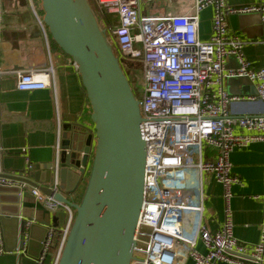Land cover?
Listing matches in <instances>:
<instances>
[{
  "label": "built area",
  "instance_id": "built-area-1",
  "mask_svg": "<svg viewBox=\"0 0 264 264\" xmlns=\"http://www.w3.org/2000/svg\"><path fill=\"white\" fill-rule=\"evenodd\" d=\"M150 1L173 0H95L103 12L118 15V25L104 26L107 40L112 43L111 38H118L119 61L139 63L143 85L139 97L133 91L142 117L139 130L146 158L143 202L129 264H178L188 257L194 264H264V191L259 239L256 243L240 241L233 234L230 207V187L239 179L231 173L229 159L235 148L264 141V113L232 116L228 104L239 97L229 95L224 88L227 77H247L256 89V95L248 98L264 103V67H254L247 60L244 42L228 30L226 23L231 14L257 12L264 41V0L242 6H231L226 0H190V13L167 10L155 15L141 8L142 2ZM207 6L213 8L211 33L202 39L198 14ZM31 9L47 38L43 15L33 5ZM133 28L138 31L131 34ZM230 56L236 57V68L225 67ZM4 73L0 67V77ZM52 79V65L16 71L19 90L45 89L53 84ZM204 143L214 151L211 160L203 158ZM60 149L58 141L50 184L53 189L59 182ZM2 155L0 145V185L18 184L3 175ZM204 173L212 174L224 189L223 223L213 232L202 223ZM31 192L38 199H51L37 188L32 187ZM63 206L72 213V208ZM68 229L63 232L55 264ZM50 239L51 232L44 241L45 249ZM197 240L205 253L196 250Z\"/></svg>",
  "mask_w": 264,
  "mask_h": 264
},
{
  "label": "crops",
  "instance_id": "crops-1",
  "mask_svg": "<svg viewBox=\"0 0 264 264\" xmlns=\"http://www.w3.org/2000/svg\"><path fill=\"white\" fill-rule=\"evenodd\" d=\"M261 0H226L231 6L257 3ZM40 13V0H0V145L3 149L1 166L5 175H22L29 165L43 164L39 178L53 179L57 143L76 147L75 157L87 135H94L91 106L81 76L71 58L51 43L41 32L31 9ZM192 1L173 0L165 10L186 14ZM213 8L207 6L198 14L199 34L207 39L211 33ZM41 14V13H40ZM228 30L243 42V54L254 67H264L263 25L257 12L235 13L226 18ZM53 67V84L45 89L30 91L16 87V71L40 70ZM235 56L228 57L225 67L236 68ZM224 88L239 100L228 104L232 116L260 115L264 103L256 95L255 84L247 77H227ZM239 129H236L238 132ZM73 135L75 136L73 138ZM91 148H94V137ZM60 149V154H61ZM92 154V151H91ZM91 156V155H90ZM214 151L205 147L203 158L211 160ZM231 173L239 182L230 187L233 234L240 241L256 243L259 239L264 191V141L237 147L230 153ZM51 164V173L46 164ZM75 179L69 181L72 186ZM22 188V184L18 183ZM32 186L24 184L22 191H6L0 198V264H55L58 237L70 227L72 213L52 199H38ZM34 188V187H33ZM196 190V189H194ZM223 186L212 174L202 175L204 210L202 223L213 232L220 229L224 219ZM197 193V190H196ZM195 193V194H196ZM70 198V194H65ZM26 220L24 242L20 245L19 223ZM48 223L44 225L42 223ZM33 225L31 228L29 226ZM51 232L49 245L44 241ZM44 239L41 243L40 240ZM61 241V240H60ZM60 245V243H59ZM196 250L205 253L200 240ZM57 263V262H56ZM178 264H194L191 258ZM216 264H229L217 261Z\"/></svg>",
  "mask_w": 264,
  "mask_h": 264
},
{
  "label": "water",
  "instance_id": "water-1",
  "mask_svg": "<svg viewBox=\"0 0 264 264\" xmlns=\"http://www.w3.org/2000/svg\"><path fill=\"white\" fill-rule=\"evenodd\" d=\"M40 1L52 39L79 71L91 106L94 135L85 137L79 158L74 145L70 149L67 143L63 146L57 189L51 188L50 176L39 178L43 164L29 165L22 175H3L37 188L75 211L57 264H129L143 202L146 158L138 100L88 1ZM93 137L89 178L81 202L75 203L65 194L76 189L87 167ZM45 166L50 171L51 164ZM72 178L75 183L70 186ZM22 188L0 185V198L6 191L19 193ZM26 222L19 223L20 245Z\"/></svg>",
  "mask_w": 264,
  "mask_h": 264
},
{
  "label": "rangeland",
  "instance_id": "rangeland-1",
  "mask_svg": "<svg viewBox=\"0 0 264 264\" xmlns=\"http://www.w3.org/2000/svg\"><path fill=\"white\" fill-rule=\"evenodd\" d=\"M92 2V6L95 5V3L93 1ZM171 3V1H150V2H142L141 3V8L142 10L146 13V14H158V11H162L165 10L167 8V6H169V4ZM94 12L96 15V19L97 22L99 24V27L101 29H104L103 24L100 21V13L98 14L96 7H94ZM108 18L110 19L111 23L114 24L115 26L118 25L119 22V18L117 14H108ZM138 30L136 28H133L130 30L131 34L136 33ZM107 37V36H106ZM111 42L110 45L112 47L113 53L115 54V56L117 57L118 55V38L116 37V39L111 38ZM121 60V59H119ZM120 66L123 70V72L125 73L128 82L132 88V90L134 91L135 95H137L138 97L140 96V92L141 89L143 87L142 85V80H141V73H140V66L139 63H132L130 60H123L120 61ZM207 147L206 144H203V148ZM93 151V150H92ZM195 161H197V159L195 158ZM193 194L196 193V190H192Z\"/></svg>",
  "mask_w": 264,
  "mask_h": 264
},
{
  "label": "trees",
  "instance_id": "trees-1",
  "mask_svg": "<svg viewBox=\"0 0 264 264\" xmlns=\"http://www.w3.org/2000/svg\"><path fill=\"white\" fill-rule=\"evenodd\" d=\"M87 1H88L89 5L91 6L92 9H94V7H96L98 14L100 13V15H101L100 16L101 17L100 21L103 24V26L112 25L110 19L108 18V14L99 9V7H98L97 3L95 2V0H87ZM91 1H93L95 3L94 6H92L93 4H92ZM40 13L42 15H44V12H43L42 8L40 9ZM47 34H48V39L50 40V42L55 44L57 47H59L56 44V42L52 39L49 31H47ZM59 49L62 51V49L60 47H59ZM94 147H95V143H94ZM93 153H94V148H93L92 154H91V156L89 158V162L87 164V167L85 168V171H84L80 181L78 182V185H77L76 189L70 194L71 195L70 199L72 201H74L75 203H80L81 202L83 194H84V191L86 189V185H87V181H88V178H89L90 169H91V165H92ZM74 216H75V211H74L73 217ZM60 240H61V235L58 237V241H57V245H56L57 247L59 246Z\"/></svg>",
  "mask_w": 264,
  "mask_h": 264
}]
</instances>
